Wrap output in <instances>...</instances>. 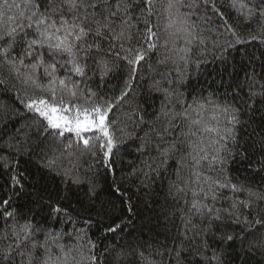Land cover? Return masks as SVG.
<instances>
[{
  "label": "snow or ice",
  "instance_id": "6c2138e0",
  "mask_svg": "<svg viewBox=\"0 0 264 264\" xmlns=\"http://www.w3.org/2000/svg\"><path fill=\"white\" fill-rule=\"evenodd\" d=\"M225 6L235 24L217 0H0V129L15 130L0 148L62 185L0 158V264H264V0ZM209 52L216 87L193 94ZM152 57L163 67L137 101ZM157 180L181 223L170 244L127 243L129 189Z\"/></svg>",
  "mask_w": 264,
  "mask_h": 264
},
{
  "label": "trees",
  "instance_id": "16d2710c",
  "mask_svg": "<svg viewBox=\"0 0 264 264\" xmlns=\"http://www.w3.org/2000/svg\"><path fill=\"white\" fill-rule=\"evenodd\" d=\"M227 0H217V7L224 12V14L229 18V21L235 24V21L232 19L234 15L225 5ZM209 15H213L214 23H222L218 17H215L211 11ZM221 31H223L221 29ZM223 39V37H221ZM259 54V53H258ZM209 61L207 64L201 66L200 72H197L195 68L190 70L189 76V85L191 89H195L196 93H202L207 95L216 85L212 82V77L208 75V71H211L213 68L218 66V61L213 60L212 53L209 52L207 56ZM163 66L156 64V58L152 57L148 60V63H144L143 67L140 69V78L139 82L134 86V92L132 93L135 100L140 101L144 99V93L147 89V86L151 79L157 75V69L162 68ZM207 70V71H206ZM118 80H113L112 85L118 84ZM188 87V85H186ZM111 88V85H109ZM11 95V94H9ZM3 97V93H0V98ZM150 108V106H149ZM119 115V113H117ZM18 119H23L20 117ZM14 123V122H13ZM14 128L11 124L7 125L3 129H0V144H4L9 140L10 136L14 134ZM43 139V138H41ZM46 146H50V155H54L60 158V162L64 167H70V162L75 161L76 155L71 149L67 153L61 156L59 149V141L55 144L52 143L51 138L44 141ZM44 153H39L42 156ZM15 153H9L6 148H0V158H7L9 160V171L19 172L22 171L25 174V182H31L37 188L46 187L53 193L60 191L62 185L60 184V178L49 175L46 170L38 167L37 155H33L31 159L27 156H21L20 162L17 165L12 161L11 157ZM134 160L133 157L126 156L124 158L122 167L127 170L131 167L129 160ZM83 174L84 169H80ZM9 176L5 174L3 167H0V186H7ZM82 188L86 186H81ZM105 191L107 192V186H105ZM168 191V180L160 181L157 180L153 185V189L148 196H144L142 192L138 193L135 187L129 189V195L132 197L134 204L138 203L137 214L133 216L132 222L129 227L125 230V240L127 243H142L145 239L148 241H154L156 245L160 243H171V236L176 230V226L180 225V220L177 216H169L168 219H165L164 209L171 208L172 201L167 196ZM83 196V191L80 193ZM107 198V196L105 197ZM139 198V200L137 199ZM149 220L151 223L149 224ZM5 225L3 222H0V237L3 236V229ZM141 229H143L141 231ZM151 229V232H149ZM167 237V239H166ZM9 243V241L0 239V246Z\"/></svg>",
  "mask_w": 264,
  "mask_h": 264
}]
</instances>
